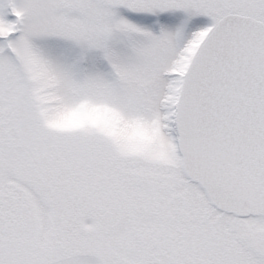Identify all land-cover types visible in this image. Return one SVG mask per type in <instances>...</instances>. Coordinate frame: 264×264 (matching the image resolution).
<instances>
[{
  "label": "snow or ice",
  "instance_id": "1",
  "mask_svg": "<svg viewBox=\"0 0 264 264\" xmlns=\"http://www.w3.org/2000/svg\"><path fill=\"white\" fill-rule=\"evenodd\" d=\"M0 264H264V0H0Z\"/></svg>",
  "mask_w": 264,
  "mask_h": 264
}]
</instances>
